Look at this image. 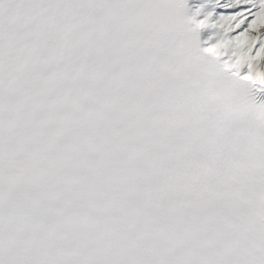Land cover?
<instances>
[{
    "label": "snow or ice",
    "instance_id": "obj_1",
    "mask_svg": "<svg viewBox=\"0 0 264 264\" xmlns=\"http://www.w3.org/2000/svg\"><path fill=\"white\" fill-rule=\"evenodd\" d=\"M0 264H264V0H0Z\"/></svg>",
    "mask_w": 264,
    "mask_h": 264
}]
</instances>
